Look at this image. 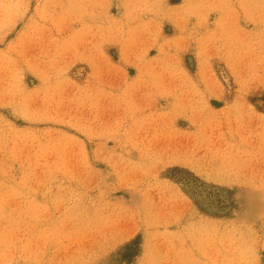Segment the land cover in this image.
Returning a JSON list of instances; mask_svg holds the SVG:
<instances>
[{"label":"rangeland","instance_id":"374dc122","mask_svg":"<svg viewBox=\"0 0 264 264\" xmlns=\"http://www.w3.org/2000/svg\"><path fill=\"white\" fill-rule=\"evenodd\" d=\"M0 264H264V0H0Z\"/></svg>","mask_w":264,"mask_h":264},{"label":"bare ground","instance_id":"6f19581e","mask_svg":"<svg viewBox=\"0 0 264 264\" xmlns=\"http://www.w3.org/2000/svg\"><path fill=\"white\" fill-rule=\"evenodd\" d=\"M176 147V146H175ZM181 148H182V146H180ZM180 147H179V149L178 150H182V149H180ZM178 148V147H177ZM185 149V148H184ZM183 149V150H184ZM172 150H173V148H172ZM176 150V149H175ZM189 150V149H188ZM173 152H176V151H173ZM215 162V161H214ZM215 164V163H214ZM207 168V167H206Z\"/></svg>","mask_w":264,"mask_h":264}]
</instances>
